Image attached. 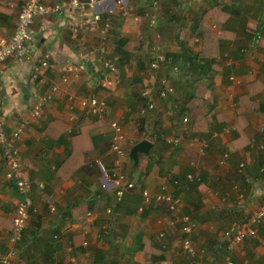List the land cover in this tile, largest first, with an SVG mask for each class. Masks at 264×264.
<instances>
[{"label": "crops", "instance_id": "1", "mask_svg": "<svg viewBox=\"0 0 264 264\" xmlns=\"http://www.w3.org/2000/svg\"><path fill=\"white\" fill-rule=\"evenodd\" d=\"M153 1L128 0L125 16L116 0H96L91 8L114 11L108 35L121 82L110 90L95 82L99 33L73 35L72 12L36 18L28 57L6 60L0 102L9 131L29 119L16 149L32 198L29 223L10 264H221L225 233L264 203V0H156V8ZM23 2L0 0V35L13 33ZM148 9L157 18L154 27L144 16ZM205 11L213 15L208 22L214 33L226 37L213 59L198 63L184 58L177 34L182 23L193 25ZM201 42L198 37L187 45L197 53ZM46 52L50 67L37 74L34 65ZM156 59L159 66L153 68ZM164 76L172 91L161 96ZM52 83L59 86L53 99L32 117L31 107ZM145 89L154 100L146 116ZM89 94L108 99L104 121L83 109L80 98ZM71 114L78 118L74 128ZM112 119L123 125L129 154L124 166L135 182L121 201L115 195L122 184L112 177ZM145 138L152 146L147 154L139 152L135 165L130 149ZM6 168L0 146V255L12 247L20 199ZM144 189L182 196L179 215L197 222L191 236L195 256L183 247L178 216L164 204L146 202ZM232 249L237 264H264V223L257 238L233 242Z\"/></svg>", "mask_w": 264, "mask_h": 264}, {"label": "built area", "instance_id": "2", "mask_svg": "<svg viewBox=\"0 0 264 264\" xmlns=\"http://www.w3.org/2000/svg\"><path fill=\"white\" fill-rule=\"evenodd\" d=\"M96 0H53L48 2L47 0H24L21 5L18 20L13 33L9 36L0 35V73L3 71L6 60L9 57H19L26 59L28 57V47L31 39L35 34L33 24L36 18L41 16L57 13L59 15L68 16L69 12H72V21L69 24V29L73 35H79L88 32L99 33L98 42L93 47L96 55V59L101 64L98 71L99 76L96 78V86L110 90L111 87H116L121 78L119 75L120 69L117 63L116 56L112 53L109 44V32L113 26L112 15L114 11H108L107 13L93 11L94 3ZM116 7L121 11L122 15H129L130 11L127 8L126 0H116ZM157 1H153L152 7L156 8ZM144 16L149 20V25L154 27L157 24V18L152 10L145 11ZM51 54L49 52L44 53L38 63L34 65L33 71L37 74L45 71L50 67ZM151 66L157 68L159 66V59L152 62ZM73 66L70 65L67 69L71 72ZM176 70V68H174ZM74 77L78 78L79 73L74 72ZM161 90L160 95L166 96L167 93L172 91V87L169 84V78L163 77L160 81ZM59 86L53 84L49 86L48 90L41 94L36 103L31 107V116L37 117L41 114L43 105L53 99ZM143 96L147 99L145 105L141 109V113L146 116L147 111L154 108V100L151 95V91L145 89ZM71 100L75 99V96L70 94ZM83 109L87 114H91L96 118L104 121L108 110V101L105 96L97 94H89L80 98ZM69 121L72 126L76 125L78 121L76 115L71 114ZM187 118L184 119L186 121ZM29 123V119L21 120L18 125L8 130L7 122L2 112V105L0 102V146L2 148L3 159L6 168V177L15 182L20 195L15 211L12 217L13 228L9 237L12 247L9 249L6 255H0V263L10 264L11 258L17 255V249L14 247L16 243L21 239L22 234L28 226L30 219V209L32 207V198L29 194L30 181L25 172V163L21 159L17 149L16 142ZM110 127L112 129V135L110 139V150L114 154V167L112 171V177L121 182L120 188L116 191V200L121 201L125 190L135 188V182L132 180L129 171L125 169L124 162L129 156L126 148L127 137L123 129V125L118 119H112L110 121ZM71 131V129L69 130ZM261 132H264V125L260 128ZM244 164L240 165V168ZM189 180H194L195 175L190 174ZM236 191H241L239 186L234 185ZM244 192H240L239 196L243 198ZM142 196L146 202H155L156 204H164L168 211L179 215V210L183 202L181 195L174 194L168 191H160L155 194H151L148 189L142 190ZM106 212L111 215L113 209L109 207ZM178 221L181 223L182 232L184 233L183 247L189 256H195L196 251L193 247L191 236L197 222L189 215L183 214L178 216ZM176 219H174V224ZM264 223V203L255 206L248 211L246 219L241 220L225 233L227 237L226 249L223 261L221 264H235L232 257V243L243 242L245 239L257 238L259 235V227ZM109 233L108 230H106ZM164 236V233H161Z\"/></svg>", "mask_w": 264, "mask_h": 264}, {"label": "trees", "instance_id": "3", "mask_svg": "<svg viewBox=\"0 0 264 264\" xmlns=\"http://www.w3.org/2000/svg\"><path fill=\"white\" fill-rule=\"evenodd\" d=\"M209 13L210 12L206 13L205 11L202 17L193 25H189L187 23L181 24L177 38L181 41V45H184V58L188 57V59L200 63L202 61L207 62L208 60L206 59H213L218 54L221 41L224 40L226 36L224 34L218 36L214 33L213 26L208 22L209 17H213V15H208ZM198 37L202 40V49L200 52L195 53L190 49L187 43L188 41L194 40ZM120 42L124 45L126 43L125 38L121 39ZM253 44H255V42Z\"/></svg>", "mask_w": 264, "mask_h": 264}, {"label": "water", "instance_id": "4", "mask_svg": "<svg viewBox=\"0 0 264 264\" xmlns=\"http://www.w3.org/2000/svg\"><path fill=\"white\" fill-rule=\"evenodd\" d=\"M152 143L149 139L145 138L138 143H136L130 149V158L133 160L134 164L137 165L139 163V152L148 153Z\"/></svg>", "mask_w": 264, "mask_h": 264}, {"label": "clouds", "instance_id": "5", "mask_svg": "<svg viewBox=\"0 0 264 264\" xmlns=\"http://www.w3.org/2000/svg\"><path fill=\"white\" fill-rule=\"evenodd\" d=\"M127 2H128V0H126ZM164 77H168V76H164ZM169 79H170V77H168ZM161 81V80H160ZM107 101H108V99H107ZM91 115V114H90ZM93 116V115H92ZM93 117H95V116H93ZM96 118V117H95Z\"/></svg>", "mask_w": 264, "mask_h": 264}, {"label": "rangeland", "instance_id": "6", "mask_svg": "<svg viewBox=\"0 0 264 264\" xmlns=\"http://www.w3.org/2000/svg\"><path fill=\"white\" fill-rule=\"evenodd\" d=\"M176 215V214H175ZM177 216H179V215H177ZM220 259V258H219ZM234 260V259H233ZM219 261V260H218ZM234 262H235V260H234ZM235 264H237L236 262H235Z\"/></svg>", "mask_w": 264, "mask_h": 264}]
</instances>
